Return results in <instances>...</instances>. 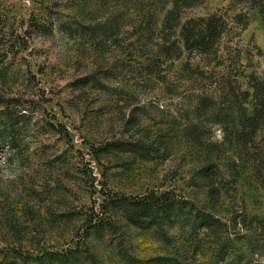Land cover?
I'll use <instances>...</instances> for the list:
<instances>
[{
	"label": "rangeland",
	"instance_id": "374dc122",
	"mask_svg": "<svg viewBox=\"0 0 264 264\" xmlns=\"http://www.w3.org/2000/svg\"><path fill=\"white\" fill-rule=\"evenodd\" d=\"M170 3L154 6L149 25L127 0H0V112L7 101L23 120L13 146L0 142V264L75 247L98 264H128L126 256L133 264H162L158 259L170 256L182 264L242 261L241 241H228L221 251L216 236L191 229L184 214L162 229H144L104 206L113 193L172 190L222 213L206 200L196 172L221 137L209 111L193 108L213 80L183 71L184 52L173 62L160 55ZM244 8L233 0H202L182 15L233 16ZM246 17L234 38L243 65L236 75L259 76L264 29L256 9ZM73 19L111 26L71 34L60 29ZM117 141L143 146L133 152L109 145ZM220 157L224 161L225 153ZM232 177L221 194L225 207L242 206L264 220V186L248 168ZM81 256L72 264H85ZM251 263L264 264V255Z\"/></svg>",
	"mask_w": 264,
	"mask_h": 264
},
{
	"label": "trees",
	"instance_id": "16d2710c",
	"mask_svg": "<svg viewBox=\"0 0 264 264\" xmlns=\"http://www.w3.org/2000/svg\"><path fill=\"white\" fill-rule=\"evenodd\" d=\"M132 2L137 15L150 25L153 21L154 6L163 0H127ZM202 0H171L165 10L160 28V55L173 62L182 53L186 54L183 71H192L203 78L213 80L209 91L201 94L200 101L193 108L209 111L213 125L219 129L218 143L209 145L210 155L198 169V179L206 188V200L222 213H215L199 207L192 200L176 194L172 190L161 193L149 191L142 195H120L113 193L104 199V206L120 211L129 223L139 228H163L180 214L186 217L191 229L210 231L216 236L219 250L232 240L243 244L242 261L236 264H252L254 257L264 255V229L254 225L264 224V220L248 216L242 206L229 210L225 207L221 194L226 178L235 177L240 170L248 168L253 177L264 186V72L256 75H236L240 62V51L234 42L236 35L247 25L248 9H256L264 29V0H233L242 3L244 9L230 16L226 11L184 17L183 11L198 5ZM148 25V26H149ZM111 23L90 24L80 20L62 22L60 29L86 33L96 30L108 31ZM206 76V77H205ZM243 78L245 87L242 86ZM211 85V84H210ZM207 100L209 103H207ZM5 102V103H4ZM0 112V142L8 147L14 145L21 133L23 120L7 101H2ZM126 151H138L141 143L114 142L109 144ZM225 153V160L220 155ZM232 177V178H233ZM108 208V207H107ZM174 214V215H172ZM176 216V217H175ZM110 221V219L108 218ZM106 225H108L106 223ZM233 229V237L230 233ZM78 247L62 251H43L39 255H18L19 264H72L80 259ZM85 252H88L85 249ZM85 264H98L94 255L81 256ZM128 264L133 260L124 257ZM162 264H182L176 257H160Z\"/></svg>",
	"mask_w": 264,
	"mask_h": 264
}]
</instances>
